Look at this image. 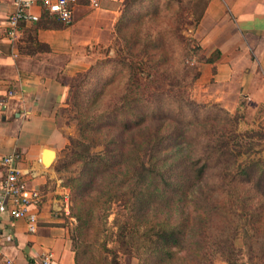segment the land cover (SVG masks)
I'll list each match as a JSON object with an SVG mask.
<instances>
[{
  "label": "trees",
  "instance_id": "1",
  "mask_svg": "<svg viewBox=\"0 0 264 264\" xmlns=\"http://www.w3.org/2000/svg\"><path fill=\"white\" fill-rule=\"evenodd\" d=\"M146 14L133 17L124 10L115 24L124 52L92 64L71 84L78 137L68 138L59 163L65 170L79 171L64 182L69 188L70 212L78 222L73 239L75 264H119L115 250L102 243L110 254L105 256L94 252L86 241L87 230L106 216L100 211L116 201L126 208L119 235L122 227H143L141 238L149 247L146 261L199 264L219 254L234 264L231 246L213 247L208 228L216 214L233 213L245 217L250 229L264 235V156H255L261 152L256 146L261 145L264 132H239V115L222 108L220 116L186 117L183 109L196 103L183 91L179 95L170 92L194 81L199 72H191L183 59L172 61L163 42L149 37ZM59 26L54 15L44 12L31 33L38 27ZM162 34L165 38L168 31ZM34 49L48 47L37 41ZM217 57L215 50L198 60L212 62ZM109 65L118 67L112 77L119 79L112 88L123 87L117 100L104 105L99 99L104 89L97 90V85L106 80L99 81L98 72ZM85 90L97 93L87 101ZM162 92L167 94V108L172 105L177 114L161 108ZM140 104L148 105L150 112L139 109ZM118 116L120 124L111 122ZM129 116L133 117L126 120ZM98 146L101 150L92 151ZM98 232L95 227L91 236Z\"/></svg>",
  "mask_w": 264,
  "mask_h": 264
},
{
  "label": "crops",
  "instance_id": "2",
  "mask_svg": "<svg viewBox=\"0 0 264 264\" xmlns=\"http://www.w3.org/2000/svg\"><path fill=\"white\" fill-rule=\"evenodd\" d=\"M123 6L124 0H99L97 7L77 0L70 24L31 33L44 13L33 6L39 19L20 22L10 37L7 17L13 0H0V156L19 152V169L42 194L40 204L31 208L37 219L32 232L25 219L0 211V264L6 258L14 264H43L44 255L48 264H75L66 214L69 188L58 166L75 133L66 128L61 111L70 105L71 79L115 42ZM189 31L201 56L218 51L214 61L199 62L193 97L242 112L251 123L264 121V0H204ZM37 41L48 49L35 50ZM3 171L0 164V179ZM199 264L228 263L215 254Z\"/></svg>",
  "mask_w": 264,
  "mask_h": 264
},
{
  "label": "rangeland",
  "instance_id": "3",
  "mask_svg": "<svg viewBox=\"0 0 264 264\" xmlns=\"http://www.w3.org/2000/svg\"><path fill=\"white\" fill-rule=\"evenodd\" d=\"M203 2L204 0H129L123 6L122 12L124 10L131 11V16L133 17H141V13H147L145 21L146 26L149 28V37H151V39L154 41L163 42L162 44H164L165 52L172 61L183 59V63H187L189 70H191V72H195L198 71V58L201 57V54L199 52L200 49L197 48L194 50L196 46H198V43L196 39L190 36L189 29L191 25H193L197 20ZM173 8L175 9V12H173ZM164 31H168V34L165 38L162 36ZM122 46L123 41L116 34L115 42H112V44L108 47L101 49V58L97 59L93 65L101 59L117 57L119 52H124ZM181 66H183V64ZM117 70L118 67H112L109 65L104 70L101 69L98 72L99 81L102 79L106 80L97 85V90H100L101 88L104 89V94L99 98L101 103L104 105L110 101L114 102L117 100L118 94L122 90L123 86L121 85L112 88V86L116 85V82L119 79V76H116V78L112 77V74L116 73ZM81 73L84 72H80L79 74L75 75L71 79L70 84L77 83L81 78ZM111 77L113 78V81L105 85ZM197 78L182 88L171 89V94L179 95L180 92L183 91L184 94L187 95V99L196 103V106L191 107L188 105L187 109L184 108V115L186 117L193 116L200 119L223 115V111L221 110L222 107H220L219 104L198 101L193 97V94L195 93L194 84ZM72 92L73 87H71L70 91V105L61 111V117L64 119L65 126L69 132L75 133L74 137H78L77 121L74 118L75 110L72 106ZM96 93L85 90L84 97L87 101H89L96 95ZM160 97H162L160 101L161 108H167V94L162 92ZM139 109H142L145 113L150 112L148 105L145 106L144 104H140ZM167 110L171 114H177V111L172 107V105H170V108H167ZM134 111L140 112L141 114L140 110L134 109ZM229 113L239 115L237 123V129L239 132H264L263 120L258 124H255L254 121L251 123L249 117L245 118V115L242 112ZM132 117L133 116H129L126 120ZM109 118L110 117L108 116V120ZM111 122L120 124L121 118L118 116L115 120H111ZM259 142L261 145L256 147H261V152L255 154L256 157L259 155L264 156V136L259 138ZM101 148V146H98L92 149V151H99ZM64 152L65 148L62 152L61 159L64 157ZM58 164L60 171L64 173L66 179L69 176H74L79 173L78 169L74 171H68L64 168H61L60 163ZM70 206L71 201L69 200V208L66 214L69 217L68 222H70V236L73 242L78 227V222L70 212ZM100 213H106V216H103L100 222L98 220L94 222L92 227L87 230L89 237L86 241L90 244V247L94 252H101L102 255L110 256V254L104 249L105 245L107 248L117 252L116 258L120 262L119 264H153L151 259H147L146 261V258L149 255V247L148 245H144L141 238L143 227L140 226L138 227V230H132L129 228V226H125L124 228H121V233L119 235L120 230L118 229V226L126 219V208L122 203L118 201L112 202L108 206V209L101 210ZM95 227H99V232L93 237L91 236V233ZM208 231L210 236L209 243L212 244L213 247L215 246L218 248L219 246H231L232 251L230 253V257L232 260H236V262H242L245 264H264V235L258 233L256 230L250 229L245 217H237L233 213H228L227 215L218 213L213 217ZM102 243H104V245Z\"/></svg>",
  "mask_w": 264,
  "mask_h": 264
},
{
  "label": "built area",
  "instance_id": "4",
  "mask_svg": "<svg viewBox=\"0 0 264 264\" xmlns=\"http://www.w3.org/2000/svg\"><path fill=\"white\" fill-rule=\"evenodd\" d=\"M76 3L77 0H13L14 9L7 17L8 34L13 37L20 22H35L39 19L37 14L31 12L33 6L54 15L57 20L68 25L73 20V7ZM88 3L92 7L99 6V0H88ZM21 159V154L16 151L0 156V164L4 167L0 179V211H6L13 219H25L27 229L32 232L35 230L37 219L31 208L40 204L42 194L37 188L28 185L27 175L22 173L17 165ZM41 260L43 264H48L49 255H44ZM2 262L14 264L8 258Z\"/></svg>",
  "mask_w": 264,
  "mask_h": 264
},
{
  "label": "bare ground",
  "instance_id": "5",
  "mask_svg": "<svg viewBox=\"0 0 264 264\" xmlns=\"http://www.w3.org/2000/svg\"><path fill=\"white\" fill-rule=\"evenodd\" d=\"M51 156L45 159V164H48L50 162Z\"/></svg>",
  "mask_w": 264,
  "mask_h": 264
}]
</instances>
